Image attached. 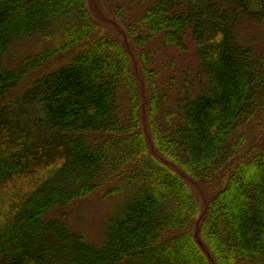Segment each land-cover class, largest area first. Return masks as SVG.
<instances>
[{
  "label": "trees",
  "instance_id": "obj_1",
  "mask_svg": "<svg viewBox=\"0 0 264 264\" xmlns=\"http://www.w3.org/2000/svg\"><path fill=\"white\" fill-rule=\"evenodd\" d=\"M193 4L153 0L132 44L160 37L184 48L201 27ZM245 17L264 18V0H230L198 49L199 92L178 100L173 128L154 129L151 152L130 53L104 34L85 0H0V105L30 71L74 53L38 77L9 117L0 111V264H264V143L243 156L244 135L236 132L264 112V51L256 54L234 33ZM58 33L62 45L14 70L2 65L15 41ZM216 173L222 186L201 207L188 181ZM115 181L106 194L126 195L100 245L42 220L54 206Z\"/></svg>",
  "mask_w": 264,
  "mask_h": 264
},
{
  "label": "rangeland",
  "instance_id": "obj_2",
  "mask_svg": "<svg viewBox=\"0 0 264 264\" xmlns=\"http://www.w3.org/2000/svg\"><path fill=\"white\" fill-rule=\"evenodd\" d=\"M153 0H85L86 7L104 34L115 35L121 40L130 53L133 72L136 78V101L139 106L140 124L147 148L153 151L154 129L161 131L174 127L176 104L179 99L192 97L200 90L201 78H198V49L203 46L206 33H211L218 23L222 12L228 7L230 0H194L193 16L201 27H196L188 36L184 48L170 47L160 37H153L141 47H135L132 41L142 33L139 19ZM195 7V10L193 8ZM197 9V10H196ZM260 18V17H259ZM236 39L250 46L256 54L264 51V18L257 20L245 17L235 28ZM135 35V36H134ZM64 43L62 33L41 38L33 35L22 41H15L4 54L2 65L16 69L23 59L39 52L57 47ZM74 55L72 51L58 55L55 59L37 71H30L21 84L0 105V111L16 110V100L41 75L69 62ZM131 106L128 92L122 91L121 114L126 116ZM38 113L40 107L30 108ZM12 115V114H11ZM237 134L244 135L241 155L249 156L257 146L264 143V112L252 123L239 125ZM155 150V149H154ZM154 152V151H153ZM117 181L102 188L91 196L76 199L70 204L54 206L42 220H57L72 232L82 234L86 240L98 246L104 238V225L115 213L118 205L123 203L125 192L106 194L107 190L118 186ZM189 189L203 207L214 193L222 186V174L216 173L198 183L190 179ZM127 192L128 189H127Z\"/></svg>",
  "mask_w": 264,
  "mask_h": 264
}]
</instances>
